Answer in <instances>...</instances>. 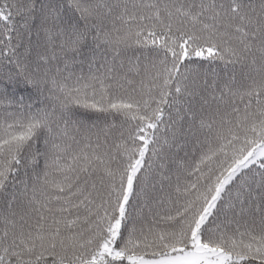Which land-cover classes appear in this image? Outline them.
<instances>
[{
	"label": "snow or ice",
	"instance_id": "1",
	"mask_svg": "<svg viewBox=\"0 0 264 264\" xmlns=\"http://www.w3.org/2000/svg\"><path fill=\"white\" fill-rule=\"evenodd\" d=\"M0 264H264V0H0Z\"/></svg>",
	"mask_w": 264,
	"mask_h": 264
}]
</instances>
